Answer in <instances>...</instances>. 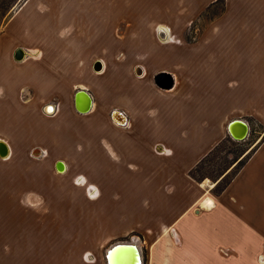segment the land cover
Returning a JSON list of instances; mask_svg holds the SVG:
<instances>
[{
	"label": "crops",
	"instance_id": "obj_1",
	"mask_svg": "<svg viewBox=\"0 0 264 264\" xmlns=\"http://www.w3.org/2000/svg\"><path fill=\"white\" fill-rule=\"evenodd\" d=\"M158 1L168 7L153 8L149 24L152 37L158 40L164 30L167 38L163 44L173 43L171 36L182 37L186 44L184 52L175 50L165 59L175 86L165 93L148 80L155 70L164 68V63L149 75L137 67L143 71L138 75L136 69L141 78L121 73L123 85L102 81L106 94L102 104L98 105L91 94L90 113L98 114L93 116L91 130L78 132L70 139L75 143L71 155L78 157V169L86 173L92 187L90 196L96 190L100 193L89 196V205L95 208L99 203L101 208L88 213L85 228L76 225V234L75 229H70L65 237L62 222L49 228L46 213L29 206L17 209L13 170L7 196H0V202L9 205L7 231L0 233V264H109V248H104L110 243L137 245L143 264H261L257 257L264 254V135L220 196L212 194L213 184L195 181L190 171L230 136L231 122L244 120L250 127L245 118H253L264 127V0ZM218 3H223L220 13L209 17L207 13ZM14 22L16 19L4 27L0 44L10 29L17 35L22 31V23L13 25ZM193 28L200 37L193 35L194 39L187 43ZM24 33L36 42L14 40L9 62L19 70L9 72L13 75L7 77L8 82L15 81L8 86L14 90L13 101H8L21 104L19 91L23 86L17 80L32 77L26 79L36 93L28 105L29 115L35 112L40 117L45 97L42 93L48 85L46 68L39 66L33 73L32 69L18 67L20 62L16 63L14 54L19 48L27 53L29 47L41 45L48 49L52 44H64L47 36L39 38L30 29ZM199 39L213 48L194 51ZM101 49L109 53L110 44ZM39 72L43 81L37 77ZM115 95L120 98L118 104L111 102ZM10 103L8 118L0 117V141L7 143L10 155L0 157V161L10 158L17 129L25 131V135L32 132L26 126L17 128ZM52 106L53 118L61 111V104ZM114 106L121 111L113 110ZM115 111L120 114L113 115ZM97 125L102 131H96ZM58 136L46 137L45 141L38 135L28 141L30 146H38L43 141L53 143L50 141L58 140ZM79 143L81 148H77ZM36 151L39 150H34V155ZM100 152L109 161L103 166L98 165ZM118 157L138 158L142 163L115 162ZM63 163L65 173L69 165ZM210 222L213 233L208 229ZM226 222L231 228L224 227ZM228 234L233 239L241 234L251 238L242 243L236 238L238 244H226L224 237ZM223 250L233 253L225 258L220 253ZM121 257L122 264H131L134 258L129 251L122 252Z\"/></svg>",
	"mask_w": 264,
	"mask_h": 264
},
{
	"label": "rangeland",
	"instance_id": "obj_2",
	"mask_svg": "<svg viewBox=\"0 0 264 264\" xmlns=\"http://www.w3.org/2000/svg\"><path fill=\"white\" fill-rule=\"evenodd\" d=\"M27 1L12 0L5 11L0 10V35L10 21L16 19L13 25L18 21L23 25L22 31L18 35L10 29L0 44V89L3 90L0 91V117L2 119L8 118V103H10L8 100L13 101L12 97L14 96V90H10L8 86H12L15 81L8 82L7 77H12L13 74L11 76L9 74L13 73V70L15 72L19 70L13 62V66L9 62V54L15 41L29 42L30 37H26L24 32L30 29V32L39 38L51 37L61 41L64 45L59 47L60 45L52 44L48 49L42 48L41 45L29 47L25 61L17 64L23 69H32L33 73L37 67H45L48 85L47 90L42 93V96L45 97L40 107L41 116L39 117L35 112L29 115L31 112L28 110V105L33 101L36 93L26 81L33 78L27 79L26 77L23 80H17V83L21 81L19 85L23 86L19 91L21 104L10 103V114L14 109L17 128L26 126V129L29 128L32 132L25 135V131L17 129L15 139L12 141L13 152L10 158L0 161V196H7V183H12L11 176L14 170L17 209L22 210V207L29 206L34 211L46 213L49 228L62 222V230L66 237L70 229L76 230L77 224H80V228H85L88 223V213L94 210L98 212L101 208L99 203L94 205L95 208L89 205L92 187L89 186L85 178L86 173L78 169L76 162L78 157L71 155L75 143L70 140L78 132L91 130L89 126L95 120L93 116L98 113H94V111L88 114L79 113L74 105L75 93L84 88L94 96L99 105L106 101V94L101 86L102 81L110 82L113 85L118 82L119 85H123L120 80L122 79L121 73L129 78H141L136 74L137 67L143 68L149 75V71L153 72L158 65L165 63L164 68L155 70L156 72L148 76V80L154 83V75L160 71L168 72L165 59H168L170 52L176 50V52L182 53L185 51L186 44L181 39L182 37L176 38L175 36H171V40L175 43L163 44V39L160 38L158 31V40L157 37H152L149 24L153 8L168 7L162 1L125 0L123 3L121 0H30L25 6ZM222 6L223 3H218V7L211 9L207 15L210 17L219 14ZM161 21H165V19H161ZM195 30L197 29L193 28L188 32L187 43L194 39L193 35L196 36L195 38L200 37ZM33 41L36 42L33 39L30 42ZM105 44H110L109 53L108 50L104 53L101 49ZM194 44L197 45V48L194 47L193 50L197 49V52L206 51V47L207 49L213 48L210 44L205 45L201 39ZM98 60L102 61L104 65V69L100 73L93 69L94 63ZM16 63L19 62L16 61ZM46 63L48 65H45ZM39 75L40 72L37 74L38 78H40ZM155 86L158 87L156 84ZM163 92L167 93L168 91L163 90ZM3 93L4 96L1 97ZM131 97L132 95H130ZM119 100L118 95L111 98V102L114 104H118ZM59 104H61V111L53 118L54 111H51L50 114L44 111L45 107L49 105L57 106ZM97 109L100 112V106ZM3 110L5 111L3 112ZM113 110L119 109L114 106ZM245 120L249 122L251 128L249 137L241 142L230 138V136L227 137L228 140L223 145V149H226L227 153L223 152L213 156L212 163H219L221 157L227 158L228 165H230L227 173L232 171L229 177L235 172L238 162L261 142L264 135V127L256 120L253 118H245ZM113 124L118 128H124L114 122ZM2 126L3 124H0V128ZM97 126L96 131L101 130V127ZM57 134L59 135L58 140H49L53 143L43 141L38 146L29 145L30 138L34 139L39 135L48 141L47 138L55 137ZM80 144L77 145V148H81ZM34 150H39L41 153L35 152L34 155ZM232 151L235 153H229ZM103 155V152H100L101 159L98 164L100 166L109 162ZM58 161L67 162L69 171L65 173L58 171L56 168ZM118 161L133 164L142 163V160L138 158L115 160V162ZM206 166L208 169L209 164ZM206 180L209 184H215L210 178ZM99 194V191L96 190L94 196L90 197ZM8 213L9 205L0 202V233L3 230L7 231ZM211 227H213L212 223L208 229L210 233H213ZM224 227L231 228V224L226 222ZM77 231L79 232V229L75 234ZM224 238L226 244L239 243L234 241L238 238L237 236L233 239L234 237L228 234ZM250 238L249 235L241 234L238 240L242 243ZM112 244H107L104 249H110ZM220 253L227 258L233 252L223 250ZM263 255V253L258 255L257 262L260 260L261 264H264Z\"/></svg>",
	"mask_w": 264,
	"mask_h": 264
},
{
	"label": "trees",
	"instance_id": "obj_3",
	"mask_svg": "<svg viewBox=\"0 0 264 264\" xmlns=\"http://www.w3.org/2000/svg\"><path fill=\"white\" fill-rule=\"evenodd\" d=\"M12 0H0V10L5 11L7 6L11 4ZM231 138V137H230ZM228 139H224L221 141L207 156H205L191 171L190 176L197 182L201 183L204 180L210 178L212 179L216 184V186L212 189V194L214 196H220L225 189L228 187V185L231 183L233 178L237 175V173L242 169V167L246 164L247 160L252 155L255 147L248 152L244 158H242L238 164L235 167V172L232 174L231 177L229 175L232 173H227V171L230 169V165H228V160L225 157H221V161L213 162V156L215 154L219 155L223 152H226V149H223L224 143ZM231 154H234L235 151L229 152ZM214 164L213 166L211 165ZM206 164H209V168L206 169L208 166Z\"/></svg>",
	"mask_w": 264,
	"mask_h": 264
},
{
	"label": "water",
	"instance_id": "obj_4",
	"mask_svg": "<svg viewBox=\"0 0 264 264\" xmlns=\"http://www.w3.org/2000/svg\"><path fill=\"white\" fill-rule=\"evenodd\" d=\"M26 55H27V53L25 52V50L22 48H19L16 50V52L14 54V59L17 62H22L25 60ZM93 69L97 73L102 72L103 71V62L100 60L96 61L94 63ZM138 70H141V69L138 68L137 72H139ZM154 82L160 89L165 90V91H169V90L173 89V87L175 86L174 77L168 72H161V73H158L157 75H155ZM82 94L86 95V92L80 91L76 94V105H77V97L82 95ZM77 111L81 114L84 113L83 111H80L78 108H77ZM245 123H247V122H245L244 120H235V121L230 123L228 131H229L230 136L234 140L241 142V141H244L246 139V137L248 135L247 132L241 138H239V137L235 136L233 134V131H232L233 127L238 128L239 125H245ZM249 130H250V127H249ZM9 155H10L9 146L7 145V143L5 141H0V157L1 158H7ZM56 168L60 172L65 171V165L62 161H59L57 163ZM128 247L133 248V247H136V245L131 244V243H117V244H115L111 249L108 250L107 259L112 261L114 264H119L118 260L120 261V259L116 254L117 250L127 249ZM139 251H140V249H139ZM140 254H141V251H140Z\"/></svg>",
	"mask_w": 264,
	"mask_h": 264
},
{
	"label": "bare ground",
	"instance_id": "obj_5",
	"mask_svg": "<svg viewBox=\"0 0 264 264\" xmlns=\"http://www.w3.org/2000/svg\"><path fill=\"white\" fill-rule=\"evenodd\" d=\"M30 1V0H29ZM28 1V2H29ZM160 37L161 39L165 40L167 37H166V33L164 30L161 31L160 33ZM141 69V68H140ZM139 72H137L138 75H142L143 71L142 69L141 70H138ZM80 91H84L86 92V95L85 94H82L80 96L77 97V105H76V97H75V105L77 106L76 109L78 108L80 111H83L84 113L83 114H87V113H90L92 108H93V97L91 96V94L85 90V89H81ZM79 91V92H80ZM88 93V94H87ZM54 107L52 105H49L45 108V111L47 113H52L51 111H54L53 110ZM120 113H118V111H115L113 113V115H119ZM124 123H126L124 121ZM233 131V134L239 138H241L244 134H246V132L248 133L247 137H249V133H250V130H249V126L247 123H245V125H239L238 128H235L233 127L232 129ZM246 137V139H247ZM245 139V140H246ZM36 153H39V151H36ZM81 180V179H80ZM82 182V181H81ZM113 247V246H112ZM111 247V248H112ZM110 248V249H111ZM125 251H129L132 253L133 255V261L131 262V264H143V257H142V253L140 254V251H139V247L136 245V247H128L127 249H119L117 250V256L119 257L120 261L118 260V263L119 264H122L121 260H122V257H121V254L122 252H125ZM109 261V264H114L112 261L108 260Z\"/></svg>",
	"mask_w": 264,
	"mask_h": 264
},
{
	"label": "flooded vegetation",
	"instance_id": "obj_6",
	"mask_svg": "<svg viewBox=\"0 0 264 264\" xmlns=\"http://www.w3.org/2000/svg\"><path fill=\"white\" fill-rule=\"evenodd\" d=\"M81 89H84V88H81ZM79 89L76 93H75V97H76V94L81 90ZM86 90V89H85ZM88 114V113H87ZM213 187L215 186V184L212 185Z\"/></svg>",
	"mask_w": 264,
	"mask_h": 264
}]
</instances>
